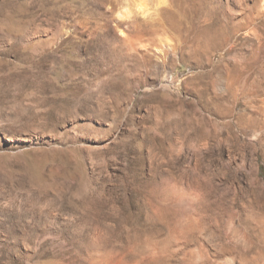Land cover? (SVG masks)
<instances>
[{
	"label": "rangeland",
	"instance_id": "374dc122",
	"mask_svg": "<svg viewBox=\"0 0 264 264\" xmlns=\"http://www.w3.org/2000/svg\"><path fill=\"white\" fill-rule=\"evenodd\" d=\"M0 264H264V0H0Z\"/></svg>",
	"mask_w": 264,
	"mask_h": 264
}]
</instances>
